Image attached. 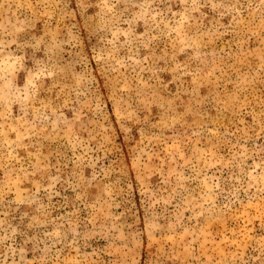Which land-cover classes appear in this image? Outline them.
Masks as SVG:
<instances>
[{"label":"rangeland","instance_id":"rangeland-1","mask_svg":"<svg viewBox=\"0 0 264 264\" xmlns=\"http://www.w3.org/2000/svg\"><path fill=\"white\" fill-rule=\"evenodd\" d=\"M0 264H264V0H0Z\"/></svg>","mask_w":264,"mask_h":264}]
</instances>
